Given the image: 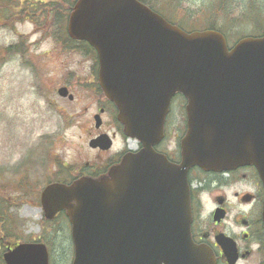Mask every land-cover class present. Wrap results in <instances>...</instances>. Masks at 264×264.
Listing matches in <instances>:
<instances>
[{
  "label": "water",
  "instance_id": "water-1",
  "mask_svg": "<svg viewBox=\"0 0 264 264\" xmlns=\"http://www.w3.org/2000/svg\"><path fill=\"white\" fill-rule=\"evenodd\" d=\"M67 30L96 50L100 87L125 133L145 146L108 177L43 188L46 217L65 209L72 224V264H211L190 235L186 177L194 166L218 172L254 165L264 186V35L230 47L220 31H186L140 0H76ZM178 92L187 99V130L174 164L152 146L164 137ZM106 138L89 144L108 146ZM3 257L49 264L42 242L8 247Z\"/></svg>",
  "mask_w": 264,
  "mask_h": 264
},
{
  "label": "rangeland",
  "instance_id": "rangeland-1",
  "mask_svg": "<svg viewBox=\"0 0 264 264\" xmlns=\"http://www.w3.org/2000/svg\"><path fill=\"white\" fill-rule=\"evenodd\" d=\"M47 8L42 4L0 25V205L17 218L11 223L19 233L14 239L39 238L47 244L49 264H71L70 229L45 222L39 196L47 182L75 175L92 160L93 56L85 44L66 39L62 25L47 17ZM242 14L241 8L231 13ZM65 85L74 99L57 92ZM173 106L183 124L181 101Z\"/></svg>",
  "mask_w": 264,
  "mask_h": 264
},
{
  "label": "flooded vegetation",
  "instance_id": "flooded-vegetation-1",
  "mask_svg": "<svg viewBox=\"0 0 264 264\" xmlns=\"http://www.w3.org/2000/svg\"><path fill=\"white\" fill-rule=\"evenodd\" d=\"M90 52L93 56V88L90 90L97 104L93 118L100 114V123L96 125L94 122L95 131L90 133L89 142L105 136L108 146L107 142L103 147L100 144L89 146L92 160L80 167L77 174L65 176L59 182L70 183L81 177H108L111 168L119 165L125 157L134 156L145 148L142 141L125 133L124 125L118 120L116 104L105 96L100 87L97 53L95 50ZM180 101L185 111L186 98L176 93L171 98L165 116L164 137L152 146L154 152L165 155L174 164L181 162L180 141L187 128L186 111L184 123L180 125L173 114V105ZM186 180L191 212L190 235L196 245L206 250L211 264H264V187L257 168L254 165H243L213 172L192 167ZM43 215L46 223L54 227L65 225L70 229L74 249L72 225L66 210L58 211L51 218H47L45 212Z\"/></svg>",
  "mask_w": 264,
  "mask_h": 264
},
{
  "label": "trees",
  "instance_id": "trees-1",
  "mask_svg": "<svg viewBox=\"0 0 264 264\" xmlns=\"http://www.w3.org/2000/svg\"><path fill=\"white\" fill-rule=\"evenodd\" d=\"M167 20L178 24L186 30L215 29L226 35L228 41H234L244 36H261L264 34V0H141ZM75 0H51L49 4L42 0H0V25L9 18L15 19L24 11L34 12L44 4L49 11L48 18L55 17V21L62 25V32L71 43L67 33V18ZM241 8L242 15L233 16L231 13ZM46 14V15H47ZM203 16V22L200 18ZM66 19V25L64 21ZM250 21V24H245ZM248 25L249 31L237 29ZM87 44L86 42H79ZM86 48V47H85ZM14 217H13V216ZM10 216V218H9ZM18 222L16 216L8 207L0 205V264H5L2 258L8 242L16 243L11 223Z\"/></svg>",
  "mask_w": 264,
  "mask_h": 264
}]
</instances>
